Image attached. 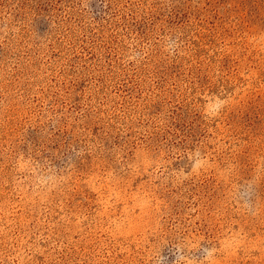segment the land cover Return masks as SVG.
<instances>
[{
	"label": "rangeland",
	"instance_id": "obj_1",
	"mask_svg": "<svg viewBox=\"0 0 264 264\" xmlns=\"http://www.w3.org/2000/svg\"><path fill=\"white\" fill-rule=\"evenodd\" d=\"M0 264H264V0H0Z\"/></svg>",
	"mask_w": 264,
	"mask_h": 264
}]
</instances>
